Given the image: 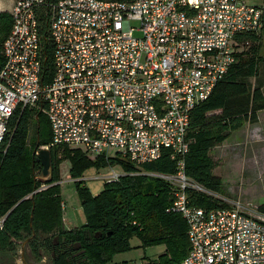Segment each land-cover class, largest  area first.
<instances>
[{"label":"built area","instance_id":"2783aa9c","mask_svg":"<svg viewBox=\"0 0 264 264\" xmlns=\"http://www.w3.org/2000/svg\"><path fill=\"white\" fill-rule=\"evenodd\" d=\"M10 15L0 154L25 109L46 115L52 129L51 143L36 154L80 150L140 169L170 150L175 173L127 172L119 163L123 171L109 166V175L91 180L165 181L173 197L167 212L188 224L190 250L180 264H264V212L208 189L185 164L192 114L237 62L243 36L263 33L264 0H19ZM193 194L228 207H198Z\"/></svg>","mask_w":264,"mask_h":264},{"label":"trees","instance_id":"16d2710c","mask_svg":"<svg viewBox=\"0 0 264 264\" xmlns=\"http://www.w3.org/2000/svg\"><path fill=\"white\" fill-rule=\"evenodd\" d=\"M0 23L7 38L13 25L11 15L0 13ZM243 37L253 46L248 55L237 56V62L212 96L194 110L190 132L193 142L185 156L187 175L220 194L225 190L221 179L213 174L209 152L223 145L232 132L247 123H258L259 113L264 110V85L254 86L250 81L260 77L261 59L257 56L260 39L254 34ZM4 41L0 45V68L4 63ZM46 66L52 75L51 62ZM51 75L43 78L44 83ZM32 117L40 124L35 150L29 156L26 140ZM51 141V125L43 113L25 109L11 123L9 148L0 154V219L4 221L0 229V264L5 258L15 256L20 243L30 237L28 247L37 263L46 259L48 264H107L116 254L131 251L130 241L134 238L142 242L143 248L163 244L167 247L166 254L149 259L148 264H180L186 258L190 250L188 224L182 215L167 212L173 197L165 181L144 175L125 176L118 182L106 183L103 191L94 197L81 180L82 171L91 164L104 167L120 163L127 172L175 173L177 160L172 159L170 150L140 169L120 160L92 161L81 151L61 154L63 158H71V177L76 180L86 217L85 225L67 230L62 227L64 205L59 194L58 150H51L53 181L48 184L50 187L34 194L45 184L38 180L42 166L34 154L37 147ZM192 198L194 205L205 209L228 207L205 195L193 194ZM260 209L264 212V205Z\"/></svg>","mask_w":264,"mask_h":264},{"label":"rangeland","instance_id":"374dc122","mask_svg":"<svg viewBox=\"0 0 264 264\" xmlns=\"http://www.w3.org/2000/svg\"><path fill=\"white\" fill-rule=\"evenodd\" d=\"M1 1L4 3L10 2V0ZM4 32L5 31L0 27V45H2L4 39L6 38ZM258 37L260 40L258 43L257 56L261 59L260 77L259 79L252 78L250 80L252 85L254 86H257L260 83L264 85V62L262 61V59L264 58V32ZM252 46L253 43L250 41H241L239 47V55H248ZM29 124L30 127L29 134L26 140V147L30 152V156L35 150V146L38 139L37 131H39L40 123L37 121V119L35 120L32 117L29 119ZM247 142H251V144L243 143L241 140H237L235 136H232L230 142L225 147L221 145L211 150L208 156L213 161V174L218 176L222 181V185L225 190L224 196L233 200L240 199L244 203L250 205L251 208H260L261 205H264V159L260 156H257L256 158L255 155L250 153L254 150L252 147V144H254V142ZM257 149L264 152V148L262 146L257 147ZM74 151L80 150H73V152ZM66 152H72V150L66 149L64 151L60 152L59 150V152H57V154L60 156L59 194L61 197L62 206L64 205V208H62L61 211L63 219L62 227H65V229L67 230H75L85 225L86 217L81 206L80 194L78 193L75 182H73L74 179L71 177V158L68 156L63 158L61 155L63 154L64 156ZM88 158L92 161H95V159L90 156H88ZM113 167L118 172L123 171L122 168H120L118 165ZM258 167L259 171L256 172L255 170ZM250 172H254V176L249 175ZM110 173L111 169L109 168V166L96 167V165L91 164L82 171L83 177L81 179L85 180V185L87 189H89L91 194L96 197L103 191L107 182H105L101 178L98 180H91V178L95 176H106ZM22 244L23 242L20 243L18 252L15 256L13 255L12 258H5L4 261H2L1 263L23 264L21 259ZM130 245L132 247L131 251L116 254L107 264H123L124 262H128L130 264H140L143 261L144 263H146L149 259H158V257H160L161 255L166 254L167 251V247L164 244L143 248V244L138 238L132 239L130 241ZM24 254L28 263H30V260L33 259V257L30 253L28 245H26Z\"/></svg>","mask_w":264,"mask_h":264},{"label":"crops","instance_id":"0c3cea01","mask_svg":"<svg viewBox=\"0 0 264 264\" xmlns=\"http://www.w3.org/2000/svg\"><path fill=\"white\" fill-rule=\"evenodd\" d=\"M18 1L19 0H10V2L4 3L0 0V13L6 12V13L10 14L14 5ZM232 136H235L237 138V140H241L243 143H249L247 141H253L254 144H252V147L254 150L252 152H250V151L249 152L252 153L253 155H255L256 158H257V156H260L264 159V152L257 149V147H260V146H262L264 148V110L259 113L258 123H256V124L247 123L246 126H244L242 129L233 132L229 136L228 140L222 146L225 147L230 142ZM249 144H251V142ZM255 171L258 172L259 167L256 168ZM249 175L254 176V172H250ZM70 230H72V229H70ZM30 261L34 262L33 259H31ZM43 262L47 263L46 260H43Z\"/></svg>","mask_w":264,"mask_h":264},{"label":"water","instance_id":"95a60500","mask_svg":"<svg viewBox=\"0 0 264 264\" xmlns=\"http://www.w3.org/2000/svg\"><path fill=\"white\" fill-rule=\"evenodd\" d=\"M39 147L36 148L34 156L36 157V161L41 163L42 166V175L39 177L40 180H42L45 184H50L53 181V167H52V152L48 150H39L38 154H36L37 150ZM32 220H33V215L31 217V227H32ZM35 237V234L33 235ZM32 240V238L26 240L22 246H21V251H22V262L23 264H47V263H37V262H32L28 263L25 260V248L26 245Z\"/></svg>","mask_w":264,"mask_h":264},{"label":"flooded vegetation","instance_id":"af4514ba","mask_svg":"<svg viewBox=\"0 0 264 264\" xmlns=\"http://www.w3.org/2000/svg\"><path fill=\"white\" fill-rule=\"evenodd\" d=\"M39 177H40V176H39ZM39 177H38V179H39ZM28 244H29V243H28ZM25 260L27 261V259H26V258H25ZM33 260H34V259H33ZM27 262H28V261H27ZM34 262H35V260H34ZM42 262H43V261H42ZM42 262H41V263H42ZM30 263H32V262L30 261ZM44 263H45V262H44ZM47 264H48V263H47Z\"/></svg>","mask_w":264,"mask_h":264}]
</instances>
